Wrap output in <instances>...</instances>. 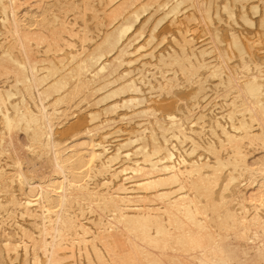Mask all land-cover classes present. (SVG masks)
<instances>
[{
	"label": "bare ground",
	"instance_id": "obj_1",
	"mask_svg": "<svg viewBox=\"0 0 264 264\" xmlns=\"http://www.w3.org/2000/svg\"><path fill=\"white\" fill-rule=\"evenodd\" d=\"M0 264H264V0H0Z\"/></svg>",
	"mask_w": 264,
	"mask_h": 264
}]
</instances>
